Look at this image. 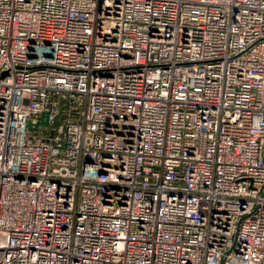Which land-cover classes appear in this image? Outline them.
Masks as SVG:
<instances>
[{
  "label": "built area",
  "instance_id": "built-area-1",
  "mask_svg": "<svg viewBox=\"0 0 264 264\" xmlns=\"http://www.w3.org/2000/svg\"><path fill=\"white\" fill-rule=\"evenodd\" d=\"M0 264H264V0H0Z\"/></svg>",
  "mask_w": 264,
  "mask_h": 264
},
{
  "label": "water",
  "instance_id": "water-1",
  "mask_svg": "<svg viewBox=\"0 0 264 264\" xmlns=\"http://www.w3.org/2000/svg\"><path fill=\"white\" fill-rule=\"evenodd\" d=\"M44 117L46 118V115H44ZM54 120H55V118H54ZM54 120H53V122H54ZM38 123H40V124H42V125H45V124H46V120L43 121V122H38ZM36 124H37V123L33 124L32 122H28L27 126H28L29 129H31V128L35 127Z\"/></svg>",
  "mask_w": 264,
  "mask_h": 264
}]
</instances>
